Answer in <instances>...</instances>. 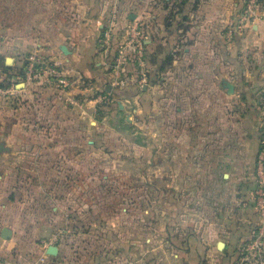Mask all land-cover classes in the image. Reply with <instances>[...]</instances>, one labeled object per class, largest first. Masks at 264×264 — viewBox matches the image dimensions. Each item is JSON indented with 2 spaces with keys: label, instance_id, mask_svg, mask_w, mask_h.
I'll return each mask as SVG.
<instances>
[{
  "label": "crops",
  "instance_id": "1",
  "mask_svg": "<svg viewBox=\"0 0 264 264\" xmlns=\"http://www.w3.org/2000/svg\"><path fill=\"white\" fill-rule=\"evenodd\" d=\"M253 3L190 0L178 16L157 3L130 19L138 0H0V82L31 59L71 82L19 83L15 101L0 87V251L10 264H68L75 242L97 246L99 260L73 264H115L104 249L117 254L124 231L128 246H150L151 216L164 261L264 264V212L236 187L259 152L257 127L240 129L250 118L234 106L244 85L249 101L263 87L264 0ZM144 21L143 47L132 49ZM129 26L136 36H124ZM240 69L256 78L231 95L220 77Z\"/></svg>",
  "mask_w": 264,
  "mask_h": 264
},
{
  "label": "rangeland",
  "instance_id": "2",
  "mask_svg": "<svg viewBox=\"0 0 264 264\" xmlns=\"http://www.w3.org/2000/svg\"><path fill=\"white\" fill-rule=\"evenodd\" d=\"M125 1H128V3H131L132 0H125ZM189 1L190 0H138L139 5L141 6V9L140 10L139 9H136V10L132 9L131 11L133 14H136L135 12H138V14L142 13V17L147 18L151 14V10H152L151 6L153 4H155V6H156L158 3L159 5H161L162 8L166 7L165 10H168V14L170 16H178L180 14H184L185 9L183 8V6ZM253 1H254L253 4H256L258 0H253ZM153 2H155V3H153ZM243 2L245 4L246 0H238L239 4H241ZM243 11H244V9H243ZM146 29H147V26H146L145 21L140 26L139 36L137 35V32L134 31L132 26L125 27L123 29L122 33H124V36L125 35H128V36H130V35L136 36L137 35L138 39L134 38L131 41L129 40L131 42V48L132 49H135V47L137 48L139 45L143 47L142 42H144V40H145ZM121 31H122V29H121ZM125 37H124V39H125ZM125 41L126 42H122V40H121L122 43H121V46H119L120 49H128L129 48L127 45L128 37L125 39ZM134 41H135V43H134ZM111 46L114 47L112 40H111L109 46L107 44L106 49L111 51L112 50ZM115 58H119V57H116V56L113 57V62L112 63L110 62L111 65H113V66L120 64L119 60H116ZM125 58H126V56H125ZM135 60H133V61L136 62ZM122 61H121V63H122ZM144 63H146V60L141 58V57H140L139 61H137V64H139L140 66H143ZM121 65H123V64H121ZM145 67H146V64H145ZM121 68H123V66H121ZM241 69L236 72L235 76H231V77L225 76L223 78L220 77V79H222V84L224 85L223 90H225V91L227 90V92L231 95L233 93L234 94L236 93L235 86L239 85V82H242V81L244 82L245 80L250 79L249 82L251 83L253 78H256L253 73L250 74V73H247V71H242ZM256 76H261L262 81H263V87L259 90L260 91L259 97L257 98L255 96L256 100L249 101L248 97H247V95H248L247 92L252 91V88L249 89V88H247V85H244V87L240 88V93L235 94V98H234L235 109L240 111V112H244L246 115L245 118H250V119H246V120L244 119V120L239 121L240 125H241L240 129H242V128L247 129L248 128L250 130L249 124L245 125V123H246V121H253L254 125L257 127L258 136H259V139H258L259 152H258V156H257L256 160L254 161L255 167L253 166L254 169L252 168L253 172L251 175H253V176H252V178L250 176V178L247 179L243 185L241 184L240 186L238 185L236 187L237 188L240 187V190L243 189L244 191H242L241 193L244 194V196H247V197L249 196V198H247L248 201H250V202L252 201L254 204L253 206L256 207L257 211H260L262 213V212H264V207L262 206L264 204V176H263V173H261V171L258 169V160L260 159L259 155L261 153L264 154V72L256 73ZM259 91H257L256 94ZM240 112H236V118H237L236 120H238V118L243 119V116H241ZM236 129H237V132L239 134L238 130H240V129L238 128L237 123H236ZM254 162H253V165H254ZM126 171H129V170H126ZM121 176L127 177V176H129V173H126L125 170H123V172H121ZM127 187L129 188V184H124V187H123L124 193H126L128 191ZM140 190L141 191H139V192L142 195L145 192H148V190L146 188H144L143 186L140 187ZM245 192H246V194H245ZM130 202H131L130 200H125V203L123 206L124 207H130V204H131ZM143 203L145 204L146 201H143ZM148 220L154 221L152 225L149 224L148 231L150 233H148V235H147L150 238L149 243H151V245L150 246L140 245L139 247H136V248L128 246L127 244L131 243V242H129V241H131L130 240V234L127 233L126 231H124L123 232L124 246H123V248L119 249L117 254L114 253V251L112 249H111L112 251L111 250L108 251L109 250L108 248L104 249V252L109 255V257H110L109 260L111 262H114V260H116L115 264H177L174 262L172 263V261L170 262L169 260L164 261V256L162 253L163 249L156 245L157 241L162 238V236H161L162 232L159 231V230H161V228H160L161 226L159 224L158 225L156 224L158 221L156 220V218H152V216ZM123 222L129 223V219L126 217V218H124ZM145 222H146V218L144 220H141V217H140L138 228H139V234L143 237H145L143 230L145 231V228L147 227V223H145ZM244 250H245V252H248L247 249H244ZM104 252H102V255H104ZM64 254L66 255V257H69V259H70V260H68L69 261L68 264H73L72 262H75V261H82L83 257H85L89 254L92 257H96L95 262H98V260H99L98 259L99 248L96 246L95 248H91V249L85 248L84 249L82 242H78V243L75 242L73 244L68 243L66 246V250H65ZM92 263H94V262H92ZM242 263L243 262L241 261L239 264H242Z\"/></svg>",
  "mask_w": 264,
  "mask_h": 264
},
{
  "label": "built area",
  "instance_id": "3",
  "mask_svg": "<svg viewBox=\"0 0 264 264\" xmlns=\"http://www.w3.org/2000/svg\"><path fill=\"white\" fill-rule=\"evenodd\" d=\"M112 27H108L101 37V43L104 49H106L107 44L109 46L111 42L113 36ZM30 62L31 65L28 70H25L24 77H17L16 79L12 80L13 84L9 88L5 89L4 93L11 97L12 100L15 101L16 99V97H14V91L18 89V84L24 83L25 81L44 80V82L48 84L55 82L57 86L63 90L70 87L71 82L69 77L65 73L61 72L56 65L44 60L36 62L34 59H31ZM259 156L260 159L258 160V169L261 171V173H263L264 176V154L261 153ZM262 206L264 207V204ZM0 264H10L8 259L1 253V251Z\"/></svg>",
  "mask_w": 264,
  "mask_h": 264
},
{
  "label": "trees",
  "instance_id": "4",
  "mask_svg": "<svg viewBox=\"0 0 264 264\" xmlns=\"http://www.w3.org/2000/svg\"><path fill=\"white\" fill-rule=\"evenodd\" d=\"M3 66H4L5 68H8V69H9L8 66H6V65H4V64H3ZM14 76H17V77H19V78H23V77H24V71L22 70V71L16 73ZM11 78H12V76L3 79V80L0 82V87H1V88H4V89L9 88V87L13 84V81L11 80Z\"/></svg>",
  "mask_w": 264,
  "mask_h": 264
},
{
  "label": "water",
  "instance_id": "5",
  "mask_svg": "<svg viewBox=\"0 0 264 264\" xmlns=\"http://www.w3.org/2000/svg\"><path fill=\"white\" fill-rule=\"evenodd\" d=\"M135 15L134 14H131L130 15V19H134ZM10 61V59H9ZM0 150H2V147L0 146ZM10 236V231L6 230L5 233H4V237L5 238H8Z\"/></svg>",
  "mask_w": 264,
  "mask_h": 264
}]
</instances>
